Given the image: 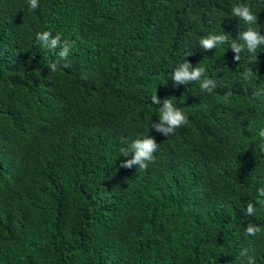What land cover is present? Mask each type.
Wrapping results in <instances>:
<instances>
[{"label": "trees", "instance_id": "trees-1", "mask_svg": "<svg viewBox=\"0 0 264 264\" xmlns=\"http://www.w3.org/2000/svg\"><path fill=\"white\" fill-rule=\"evenodd\" d=\"M247 28L264 36V0H0V264H241L245 248L264 264V45L230 48ZM44 31L72 45L55 72ZM185 61L211 93L174 85ZM165 99L187 117L168 137L151 129ZM146 136L147 170L121 168Z\"/></svg>", "mask_w": 264, "mask_h": 264}, {"label": "clouds", "instance_id": "clouds-1", "mask_svg": "<svg viewBox=\"0 0 264 264\" xmlns=\"http://www.w3.org/2000/svg\"><path fill=\"white\" fill-rule=\"evenodd\" d=\"M29 11L35 10L39 6V0H28ZM232 15L239 18L245 24H256L257 16L253 14L250 7L246 4H239L232 8ZM239 40L242 43H237L233 41L230 48L235 53L234 59L236 61L240 60V54L242 51L246 50L248 53L256 57L257 50L264 45V36L260 34L258 30L253 28H247L246 30L240 32ZM36 40L40 46L51 52L57 53V58L55 62H50L48 65L49 70L55 72L57 66L61 61H67L70 49L72 45L67 40H62L59 34L53 36L51 32L44 31L36 34ZM228 40L227 35H209L202 38L199 41V45L204 50H212L218 45L226 43ZM64 67H68L65 63ZM253 72L245 71L242 74L244 80H250L253 78ZM171 79L174 85H187L191 82H198L200 89L202 91H207L211 93L216 87L215 81L205 77V69L203 67L193 68L189 62L185 61L180 64L172 73ZM231 93L226 94L225 99L230 96ZM152 102L154 104H160L161 101L157 96L152 97ZM187 122V117L185 114L176 108L170 99H165L159 108V119L158 122L151 123V129H154L157 133L163 134V136L168 137L175 133L176 129L180 128ZM259 137L264 141V129L259 131ZM158 144L155 139L149 136L143 139H136L131 142V144L121 149V155L128 157L131 155V159H127L120 164L121 168L131 169L134 165L142 170H147L150 163L154 160V152L156 151ZM259 148L264 152V143L259 145ZM258 195L264 197V188H259ZM264 203V201H261ZM255 207L252 203H248L246 207V214L249 216L255 215ZM261 231V228L257 225L249 223L245 229V232L249 236H256ZM239 256L243 258L241 264H255L254 255H250V250L245 248L240 251Z\"/></svg>", "mask_w": 264, "mask_h": 264}]
</instances>
